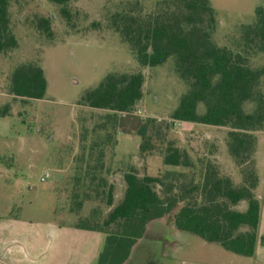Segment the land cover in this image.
Instances as JSON below:
<instances>
[{
	"label": "rangeland",
	"instance_id": "obj_1",
	"mask_svg": "<svg viewBox=\"0 0 264 264\" xmlns=\"http://www.w3.org/2000/svg\"><path fill=\"white\" fill-rule=\"evenodd\" d=\"M211 2L217 18L214 39L221 46L231 47L238 41L241 27L253 23L256 8L264 4V0ZM156 3L157 0H75L66 6L69 17L50 0H18L14 4V14L20 11L15 17L19 46L0 53V110L9 105L8 114L0 117V217L12 216L33 223H76V203L71 197L81 140L85 129L90 130L107 113L78 102L111 72H141L144 84L139 103L148 114L164 120H157L158 124L150 127L154 149L142 153V138L136 133V117H142L123 118L124 124L116 132L114 154L110 151L107 161L108 177L114 184L113 204L108 205L106 197L87 201L79 212L82 217L98 208L105 216L120 203L126 190L123 176L131 168L141 176L183 174L181 179L187 181L193 176L198 183L210 161L222 175L229 176L235 184L241 183L240 168L228 149L227 127L184 121L175 128L169 123L168 118L190 89L189 82L176 71L174 58L157 66H141L130 45L109 25L117 11L136 6L147 14L156 9ZM41 16L52 19L53 38L37 27ZM27 62L38 63L44 70L48 87L43 99H17L8 93L13 71ZM250 65L264 67V53L253 54ZM260 89L264 93V78ZM245 106L247 110L254 108L252 103ZM205 110L206 106L200 103L198 112ZM258 135L254 159L260 179L258 187H262L258 193L263 195L264 203V132ZM170 144L187 151L194 165L165 164ZM47 171L50 177L42 181ZM166 180L170 182L172 178ZM166 218L163 221L169 222ZM163 221L154 220L148 225L126 264H146V259L148 264L158 260L163 264H240L241 255L176 228L166 234L172 239L166 248L170 254H161L158 235ZM88 237L72 234L59 242L78 263L97 264L106 236L102 234L97 242L87 240Z\"/></svg>",
	"mask_w": 264,
	"mask_h": 264
},
{
	"label": "trees",
	"instance_id": "obj_2",
	"mask_svg": "<svg viewBox=\"0 0 264 264\" xmlns=\"http://www.w3.org/2000/svg\"><path fill=\"white\" fill-rule=\"evenodd\" d=\"M50 1L60 5L62 14L69 17L66 6L75 0ZM14 4L18 0H0V53L19 46L15 17L20 11L14 14ZM155 8L147 14L136 6L122 9L111 16L109 25L130 45L141 66H157L174 58L176 71L189 82L190 89L182 96L172 118L227 127L228 149L240 168L242 183L235 184L210 161L198 183L193 176L188 181L181 179L183 174L141 176L131 168L123 176L126 190L121 202L104 217L99 208L82 217L79 212L87 201L106 197L107 204H113L108 153L114 151L123 118L134 116L122 113L131 111L143 98L141 72H111L78 102L107 113L101 122L84 131L71 197L76 203L77 221L65 223L105 234L97 264H123L144 237L149 223L165 216L171 217L181 230L252 257L259 240L262 210L255 192L259 175L254 153L257 132L264 130V93L260 89L264 67H252L250 57L264 53V4L256 8L254 22L241 27L233 47L221 46L214 39L217 18L211 0H157ZM37 25L53 38L51 18L41 16ZM47 87L43 68L27 62L13 71L8 93L17 99H43ZM200 103L206 106L204 113L198 112ZM248 103L254 108L247 110ZM8 111L9 105L4 106L0 117ZM136 118V133L142 138L140 152L146 153L154 149L149 129L158 122L156 118ZM164 163L194 165L188 152L173 144L166 149ZM168 178L172 180L168 182ZM243 200L247 201L245 211L233 208Z\"/></svg>",
	"mask_w": 264,
	"mask_h": 264
},
{
	"label": "crops",
	"instance_id": "obj_3",
	"mask_svg": "<svg viewBox=\"0 0 264 264\" xmlns=\"http://www.w3.org/2000/svg\"><path fill=\"white\" fill-rule=\"evenodd\" d=\"M261 188L257 187V193ZM258 196L262 210L256 252L252 257H241L240 264H264V203L263 195L258 193ZM72 234H83L89 236L87 240L96 242L102 236L98 231L75 228L63 222L33 223L12 216L0 217V264H83L72 259L70 250L59 242Z\"/></svg>",
	"mask_w": 264,
	"mask_h": 264
},
{
	"label": "flooded vegetation",
	"instance_id": "obj_4",
	"mask_svg": "<svg viewBox=\"0 0 264 264\" xmlns=\"http://www.w3.org/2000/svg\"><path fill=\"white\" fill-rule=\"evenodd\" d=\"M243 178V177H242ZM259 181H260V179H259ZM241 183H242V181H241ZM258 187V186H257ZM256 190H257V188H256ZM259 197V196H258ZM260 199V198H259ZM233 208H235V209H237V210H239V211H245L246 209H247V201H245V200H243V201H240L238 204H236V205H233ZM172 216V215H171ZM165 217H167L166 219H169V222H165V221H163V220H165ZM165 217H163V218H160V219H156V220H162L163 222H165V223H167V224H163V226L162 227H160L159 229H160V232H159V235H158V238H159V241H158V243H160V246H161V248H159L158 249V251L160 252L161 251V254H163V255H168V254H170L169 253V251L166 249L167 248V246L168 245H170L171 244V242H172V239H170V237H166L168 234H170V232H172L173 230L172 229H174V228H176V229H178V230H181V229H179V228H177L176 226H175V224H174V221H173V219L171 218V217H169V216H165ZM154 221V220H153ZM153 221H151V222H153ZM151 222L149 223V224H151ZM175 230V229H174ZM184 231V230H183ZM187 232V231H186ZM167 234V235H166ZM193 234V233H192ZM194 235H196V234H194ZM199 236V235H198ZM202 238V237H201ZM141 240V239H140ZM205 240V239H204ZM137 244V243H136ZM136 244H135V246H136ZM135 246H134V248H135ZM224 248V247H223ZM225 249V248H224ZM155 250H157V249H154V251ZM227 250V249H226ZM229 251V250H228ZM234 253V252H233ZM235 254H237V253H235ZM239 255V254H238ZM241 257H242V255H241ZM245 257H247V256H245ZM129 258L131 259V254H130V256H129ZM129 258L123 263V264H126V263H128V260H129ZM149 263V259H146V264H148ZM156 264H163V262L162 261H160V260H158L157 262H156Z\"/></svg>",
	"mask_w": 264,
	"mask_h": 264
},
{
	"label": "built area",
	"instance_id": "obj_5",
	"mask_svg": "<svg viewBox=\"0 0 264 264\" xmlns=\"http://www.w3.org/2000/svg\"><path fill=\"white\" fill-rule=\"evenodd\" d=\"M135 115V116H140L142 118H156L158 121H162L164 120L163 118H157L154 117L153 115L148 114L146 111H144L141 107V104L138 102L134 108L131 111L128 112H123L122 115L126 116V115ZM169 123H171V125H173L175 128H178L182 125V123L184 122L183 120L180 119H174V118H168ZM50 177V172H45L44 175L42 176L41 180L45 181L46 179H48Z\"/></svg>",
	"mask_w": 264,
	"mask_h": 264
}]
</instances>
